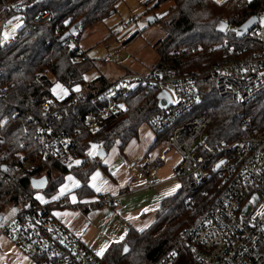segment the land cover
<instances>
[{
    "label": "built area",
    "instance_id": "built-area-1",
    "mask_svg": "<svg viewBox=\"0 0 264 264\" xmlns=\"http://www.w3.org/2000/svg\"><path fill=\"white\" fill-rule=\"evenodd\" d=\"M48 16L49 12L42 10L37 18ZM252 16L256 17V24L239 40L224 38L214 46L220 48L221 59L202 70L179 72L161 66L143 72L126 69L116 80L91 94L78 90L61 104L44 101L34 130L39 146L37 156L9 166L0 159V181L14 180L17 175L37 169L40 160L49 158L62 159L69 167L79 165L83 157L73 153L74 134L79 129L74 133L53 132V122L69 110L83 108L84 113H76L77 119L95 130L124 110L122 98L138 84L159 85L170 94L171 104L146 122L155 132L169 130L167 143L180 156L174 173L180 187L188 192L185 201L192 219L181 229L177 243L155 264H170L181 248L192 252L199 264H264V130L243 118V135L231 142L210 145L205 140L210 116L201 113L178 122L183 111L200 101L201 76H209L219 97L241 105L264 93V0ZM130 24L131 20L117 26L124 29ZM81 33L82 25L76 24L75 31L62 40L70 46L76 60L86 58L77 46ZM118 57V53H111L108 61L118 63ZM168 88L174 90L176 100ZM9 92V85L0 84V103H7ZM220 160L224 161L215 168ZM161 164L160 158L150 159L141 173H154ZM125 192L124 187L119 189V193ZM114 201V196L100 195L90 207ZM62 204L34 194L14 204L17 208L10 217L3 219L0 215V235L8 237L31 264H98L100 257L54 218L53 209Z\"/></svg>",
    "mask_w": 264,
    "mask_h": 264
},
{
    "label": "trees",
    "instance_id": "trees-1",
    "mask_svg": "<svg viewBox=\"0 0 264 264\" xmlns=\"http://www.w3.org/2000/svg\"><path fill=\"white\" fill-rule=\"evenodd\" d=\"M118 1L0 0V21L19 13L24 22L11 42L0 43V84L10 86L7 103H0V159L7 166L37 156L39 146L34 130L36 120L43 112V102L50 100L61 104L75 92L70 90L64 98L56 99L50 92L53 82L58 81L70 89L78 83L86 84L79 68L86 58L74 59L70 46L60 37L74 24H81L83 31L109 16L115 12ZM152 1H156L154 9L159 4L169 3L166 12L159 17L150 11L154 18L152 22L159 23L166 34L164 42L157 48L159 58L153 67L161 66L179 72L202 70L219 62L221 50L214 46L224 38L239 40L236 28L252 16L261 3V0ZM42 10H47L50 16L38 19L37 15ZM220 21L226 22L231 29L218 32L216 25ZM108 83L101 76L88 83L84 91L91 94ZM198 85L200 101L189 111H183L178 122L201 113L210 116L205 130V140L210 145L231 142L243 135V118L250 119L259 130H264V93L241 105L229 98L219 97L208 75L201 76ZM161 90L159 85L138 84L122 98L124 110L95 130L83 126L76 117V113H84L85 109L63 113L53 122V132L74 133L79 129V133L74 134L73 153L83 157V161L69 167L59 158L40 160L37 169L17 175L14 180L0 181V210L7 203L24 202L38 192L48 197L54 195L67 174H73L80 180L79 192L87 189V178L97 164L94 157L86 153L88 144L96 142L108 148L119 141V147H124L137 136L142 123L152 114L161 112L157 102ZM31 115L33 119H30ZM168 135V129L157 132L150 148ZM40 176L47 178L45 188L33 189L31 179ZM187 194V190L181 187L166 196L154 222L140 231L130 227L122 240L107 248L98 264H155L177 243L181 229L192 219L186 206ZM125 245L128 250L123 253ZM187 256L190 264H199L192 252L188 251Z\"/></svg>",
    "mask_w": 264,
    "mask_h": 264
},
{
    "label": "crops",
    "instance_id": "crops-1",
    "mask_svg": "<svg viewBox=\"0 0 264 264\" xmlns=\"http://www.w3.org/2000/svg\"><path fill=\"white\" fill-rule=\"evenodd\" d=\"M156 136L157 132L144 122L137 136L124 147L120 148V142L115 141L108 148H95L91 156L97 164L87 178V189L79 192L80 180L67 174L54 195L48 197L39 192L36 196L62 201L65 205L52 211L54 218L96 255L102 248L104 254L112 243L122 240L130 227L138 231L149 227L162 200L181 188L174 173L180 156L170 149L166 138L150 148ZM100 148L104 149L102 157L98 156ZM154 158L161 159V166L156 172L143 175L142 167ZM121 187L126 189L124 194L119 193ZM107 194L115 197L114 203L90 207L98 196ZM23 260L31 264L8 237L0 235V264H24Z\"/></svg>",
    "mask_w": 264,
    "mask_h": 264
},
{
    "label": "rangeland",
    "instance_id": "rangeland-1",
    "mask_svg": "<svg viewBox=\"0 0 264 264\" xmlns=\"http://www.w3.org/2000/svg\"><path fill=\"white\" fill-rule=\"evenodd\" d=\"M155 3L156 1L152 0H119L115 12L87 26L82 31L77 44L79 50L83 51L87 58L79 65L86 84L78 83L70 89L54 81L50 87L52 97L62 99L70 93V90H84L88 83L101 76L110 82L124 74L126 69L143 72L152 68L159 58L157 48L164 42L166 34L159 23L149 21V17H152L150 11L159 17L166 12L169 5L167 2L162 3L154 9ZM129 20L131 24L128 27L120 29L117 26L119 22ZM23 23L19 13L3 18L0 21V43L3 44L8 39L14 38ZM227 28L231 29V26ZM111 53L119 54L118 63L108 61ZM167 90L173 93L174 100H176L174 90L172 88ZM98 146L99 143L96 142L88 144L86 153L91 156ZM16 208V205L7 203L0 210V215L6 219L15 212ZM23 263L27 264L25 260ZM190 263L186 250L181 248L170 264Z\"/></svg>",
    "mask_w": 264,
    "mask_h": 264
},
{
    "label": "water",
    "instance_id": "water-1",
    "mask_svg": "<svg viewBox=\"0 0 264 264\" xmlns=\"http://www.w3.org/2000/svg\"><path fill=\"white\" fill-rule=\"evenodd\" d=\"M152 20H153V17H149V21L152 22ZM256 22H257L256 17H254V16L249 17L246 21H244L241 25H239L236 28V30H235L236 36L239 38L242 37L246 31L250 30L256 24ZM75 25L76 24L72 25L69 28V30L66 31L60 37L61 41L68 36L69 32L75 31ZM227 26H228V24L226 22L220 21L216 25V30L218 32H224L226 30ZM157 102H158V106L161 109L168 107L171 104L170 94L166 90H161L157 96ZM103 155H104V149L100 148L98 150V156L102 157ZM223 161L224 160H220L219 162H217L215 168H218L222 164ZM3 168H4V166H3ZM41 181L43 182L42 184L40 183ZM30 183H31L30 185L33 189L42 190L45 188V186L47 184V178H46V176L35 177V178L31 179ZM0 219H1V216H0ZM127 250H128V248L125 245L123 247L122 252L125 253V252H127Z\"/></svg>",
    "mask_w": 264,
    "mask_h": 264
},
{
    "label": "snow or ice",
    "instance_id": "snow-or-ice-1",
    "mask_svg": "<svg viewBox=\"0 0 264 264\" xmlns=\"http://www.w3.org/2000/svg\"><path fill=\"white\" fill-rule=\"evenodd\" d=\"M58 88H59V85L57 86ZM78 90V89H77ZM77 163H79L78 161H77ZM68 179H71V177H69ZM41 184L43 183L42 181L40 182ZM63 191V190H62ZM103 251H104V249L102 248L101 250H100V252H98L97 253V255H102L103 254Z\"/></svg>",
    "mask_w": 264,
    "mask_h": 264
}]
</instances>
